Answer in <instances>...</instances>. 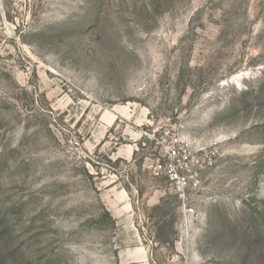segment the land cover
<instances>
[{
    "label": "rangeland",
    "instance_id": "rangeland-1",
    "mask_svg": "<svg viewBox=\"0 0 264 264\" xmlns=\"http://www.w3.org/2000/svg\"><path fill=\"white\" fill-rule=\"evenodd\" d=\"M0 264H264V0H0Z\"/></svg>",
    "mask_w": 264,
    "mask_h": 264
},
{
    "label": "built area",
    "instance_id": "built-area-1",
    "mask_svg": "<svg viewBox=\"0 0 264 264\" xmlns=\"http://www.w3.org/2000/svg\"><path fill=\"white\" fill-rule=\"evenodd\" d=\"M177 144H173L169 148V157H171V162L169 163V171L173 175V180L176 183V188L180 196L185 194V189L186 188H196L200 185L199 180L195 177V174L191 175H185V174H179L175 169H174V163L173 160L175 158H178L180 151L178 148H176ZM177 149V150H176Z\"/></svg>",
    "mask_w": 264,
    "mask_h": 264
}]
</instances>
